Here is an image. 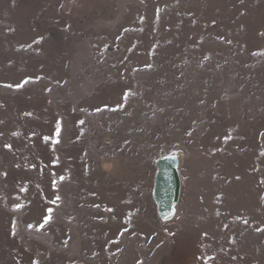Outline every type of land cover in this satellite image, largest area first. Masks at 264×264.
I'll list each match as a JSON object with an SVG mask.
<instances>
[{
  "label": "rangeland",
  "instance_id": "rangeland-1",
  "mask_svg": "<svg viewBox=\"0 0 264 264\" xmlns=\"http://www.w3.org/2000/svg\"><path fill=\"white\" fill-rule=\"evenodd\" d=\"M0 264H264V0H0Z\"/></svg>",
  "mask_w": 264,
  "mask_h": 264
},
{
  "label": "water",
  "instance_id": "water-1",
  "mask_svg": "<svg viewBox=\"0 0 264 264\" xmlns=\"http://www.w3.org/2000/svg\"><path fill=\"white\" fill-rule=\"evenodd\" d=\"M156 173L152 196L162 221L172 220L177 213L181 193L180 157L176 151L163 153L154 160Z\"/></svg>",
  "mask_w": 264,
  "mask_h": 264
},
{
  "label": "snow or ice",
  "instance_id": "snow-or-ice-1",
  "mask_svg": "<svg viewBox=\"0 0 264 264\" xmlns=\"http://www.w3.org/2000/svg\"><path fill=\"white\" fill-rule=\"evenodd\" d=\"M17 87H20V85H17ZM59 125L57 127V135L59 134ZM58 142V141H57ZM5 147H10V145H5ZM57 199H59V197H57ZM49 211H51V209H49ZM50 217H45V223H47L49 221Z\"/></svg>",
  "mask_w": 264,
  "mask_h": 264
}]
</instances>
